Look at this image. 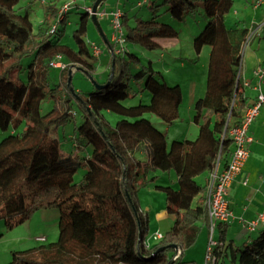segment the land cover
I'll list each match as a JSON object with an SVG mask.
<instances>
[{"label":"trees","instance_id":"trees-1","mask_svg":"<svg viewBox=\"0 0 264 264\" xmlns=\"http://www.w3.org/2000/svg\"><path fill=\"white\" fill-rule=\"evenodd\" d=\"M36 1L20 5L21 0H0V130L8 132L0 141V219L12 228L39 209L57 208L59 235L52 243L13 251L6 264H176L207 225V183L216 165L229 161L230 130L240 124L247 105L241 92V67L249 29L228 28L224 22L234 0L201 1L208 22L193 46L197 52L204 45L211 50L206 89L194 103L197 138L170 144L144 115L154 114L171 126L179 117L181 86L160 81L161 74L151 63L129 72L124 66L139 61L128 45L162 48V41L176 38L177 31L155 17L143 19L122 11L124 50L113 53L109 61L110 68L114 63L111 80V69L96 79L102 49L94 54L87 38L88 8L96 0L80 14L73 31L76 48L61 41L59 24L69 13H59L62 0L59 5L44 4L43 18L34 30L30 7ZM155 1L145 4L152 2L154 10ZM159 1L168 5L176 19L199 6L197 0ZM80 6L77 2L72 9ZM28 55L34 57L24 67L22 60ZM58 56L66 65L63 69L51 65ZM50 67L59 69L55 87L46 80ZM77 67L93 80L86 94L68 86L69 71L73 75ZM24 70L27 79L21 77ZM130 78L145 81L144 89L151 94L149 104H122L128 97ZM95 83L104 87L97 88ZM46 98L75 99L82 108L84 120L72 138L77 152L64 153L52 136V129L65 125L75 112L68 106H54L45 113ZM104 113L122 118L111 124ZM80 170L83 173L76 179ZM169 171L175 173L176 186L157 182L158 172ZM149 183L165 193L166 212L174 216L163 238L152 245L146 241L148 220L137 196L139 184ZM228 228L229 223L217 224L214 261L207 264H264V229L238 244L227 239Z\"/></svg>","mask_w":264,"mask_h":264},{"label":"rangeland","instance_id":"rangeland-1","mask_svg":"<svg viewBox=\"0 0 264 264\" xmlns=\"http://www.w3.org/2000/svg\"><path fill=\"white\" fill-rule=\"evenodd\" d=\"M143 0H105L99 7V13L105 11V15H111L117 9L126 10L128 16H137L143 19L155 17L160 22L171 25L178 33V36L173 39H165L162 41L163 47L153 50H147L140 46L128 45L130 52H133L139 57V61L129 62L124 66V71H134L139 67L151 63L152 68L161 74L160 81L165 82L167 85L179 84L182 90V101L179 107V117L171 125L167 126L158 116L147 113L144 116L148 118L152 124L162 131L170 144L173 140H194L197 138V130L195 131V123L193 122V115L195 113L194 103L197 98L202 96L206 89V78L208 71V60L211 47L204 45L199 52L193 46V40L204 29L208 22L207 16L204 14L201 5L202 0H197L199 6L194 13L185 14L182 19L174 18L169 10L168 5L162 4L161 1H155L154 10L151 4L142 3ZM151 1V0H148ZM153 1V0H152ZM256 0H234L230 11L225 15L224 22L228 28L246 27L249 29L244 51L247 50L249 42L255 32L264 26V1L254 7ZM57 4L61 0H37L31 4L30 19L33 22V29L37 30L39 21L44 15V4ZM93 0H85L79 8H74L66 15L65 20L59 24V28L63 30L61 34V41L73 48H76L73 31L77 26L80 14L84 12V7L91 5ZM28 0H21L20 5H27ZM90 22L92 20L90 19ZM88 35V34H87ZM98 46L102 49L101 55L98 56L96 73L93 78L98 79L99 74H106L109 67L110 54L104 44L103 39H97ZM244 53V52H243ZM33 55H28L23 58L22 65H27L32 61ZM128 59V55L125 54ZM21 77L27 79L26 71L21 73ZM47 83L51 87H55L59 83V69L50 67L46 75ZM128 82V97L122 101L125 106L136 105L138 103L149 104L151 101V94L148 90L144 89V80L135 81L130 78ZM72 87L81 90L86 94L93 87L92 79L82 70L74 71L71 79ZM54 106L60 109H65L68 106L75 112L73 118L65 125L52 129V136L60 141L61 149L64 153L77 152V147L73 144V136L75 134L76 126L80 125L83 120V110L75 99L71 100H54L46 98L42 103L43 112L51 110ZM107 120L114 124L122 117L114 113H104ZM8 132L0 130V141L5 137ZM139 158L143 156L137 153ZM82 170L78 171L76 179H78ZM159 178L157 180L160 184L176 186V176L173 171L158 172ZM202 178L198 177V181L202 182ZM152 184H139L137 196L140 209L147 215L149 214L150 220L153 222V212L151 208L161 207L166 210V199L163 191L155 190ZM153 191L155 194H150ZM59 215L60 211L57 208H43L35 211L24 222L8 228L3 219H0V264H6L11 261L12 252L19 250H26L39 246L41 244H49L58 239L59 235ZM171 218L172 215L168 214ZM150 221V222H151ZM173 220L163 221L159 225L160 232L164 235L166 230L170 227ZM155 225V224H154ZM152 226L146 236V240L150 245L158 241L152 240L153 233ZM236 229H230L227 234V239H231ZM254 235V234H253ZM210 230L206 225H203L195 243L184 251L183 257L191 258V256H199L206 263V249L209 244ZM214 239L217 238V231H214ZM38 237H43L39 240ZM238 241H235L237 243ZM185 262V261H184ZM176 264H180L177 262ZM191 264V263H181Z\"/></svg>","mask_w":264,"mask_h":264},{"label":"crops","instance_id":"crops-1","mask_svg":"<svg viewBox=\"0 0 264 264\" xmlns=\"http://www.w3.org/2000/svg\"><path fill=\"white\" fill-rule=\"evenodd\" d=\"M84 1L85 0H78L80 5H82ZM121 11L126 13V10L122 9ZM111 19V15L97 17L100 30L93 22H91L88 26L87 35V38L91 43H95L96 45H98V42L96 41L97 39L104 38L100 32L103 33L106 38V42L104 41V39L103 41L110 54V60L113 58V48L110 47L108 40L110 41V43L114 44L111 31ZM258 66L264 67V26L257 32H255L249 42L247 50L243 53L241 67V92L247 105L253 103L258 94V90L255 88L256 78L253 74V71ZM260 88L262 91H264V76L260 81ZM196 130L197 126L195 124V131ZM249 134L252 136V141L248 146L249 156L242 168V171L230 184L227 193L229 208L232 210L234 215L233 220L229 223L227 234L230 229H236V231L234 232V236L232 235L231 239L234 243L235 241H238V244L244 241V238L247 235L255 234L264 229V104L261 106L258 116L252 123ZM227 162L228 160L221 162L218 170L221 171L226 166ZM149 193L155 194L153 193V191H150ZM151 209L152 210L148 211L153 212V222L150 220L149 214L146 215L144 213V217L148 220V228L152 226L153 232L162 231L159 229L158 225L161 222L169 221L170 223L172 220L174 221V216L173 218H171L166 210H163L161 207H152ZM259 215H263V219L258 222L254 230L249 231L244 227V222L254 220ZM171 225L172 224H170V226ZM206 227H208V225H206ZM146 241L148 243V240ZM183 255L184 253L178 260L180 264H203V260L200 257L201 255L191 256V258L183 257ZM181 260L183 262H181Z\"/></svg>","mask_w":264,"mask_h":264},{"label":"built area","instance_id":"built-area-1","mask_svg":"<svg viewBox=\"0 0 264 264\" xmlns=\"http://www.w3.org/2000/svg\"><path fill=\"white\" fill-rule=\"evenodd\" d=\"M147 0H143L142 3H146ZM264 0H256L254 7L260 5ZM78 0H62V5L59 13L64 14L70 11ZM90 14L92 13V7L88 8ZM97 17H103L105 11L99 13L97 11ZM122 11L117 9L111 11V31L114 42V54L122 53L124 50L123 32L120 23ZM93 45V53L98 55L101 51L100 47L95 43ZM53 67L65 68L66 65L60 60V56L56 57L51 62ZM254 76L256 78L255 88L258 90V94L253 103L247 105L243 112V117L240 124L230 130V134L233 139V150L230 159L226 166L219 171L216 165L214 171L209 177L207 187L205 190L204 204L207 213V225L210 230L209 244L206 249V263L213 262L214 257L212 254L214 246L217 245V241L214 239V231L216 230L218 223H230L233 218V212L229 208L227 200L228 188L235 177L242 171V168L249 156V143L252 141V136L249 134L250 127L256 117L259 114L261 106L264 104V91L260 88V81L264 76V67L258 66L254 70ZM263 219V215H259L256 219L244 222V227L249 231H252L257 226L258 222ZM152 240L159 241L163 238V234L160 232L153 233ZM42 240L43 237H38Z\"/></svg>","mask_w":264,"mask_h":264},{"label":"water","instance_id":"water-1","mask_svg":"<svg viewBox=\"0 0 264 264\" xmlns=\"http://www.w3.org/2000/svg\"><path fill=\"white\" fill-rule=\"evenodd\" d=\"M105 0H96L94 3H93V5H92V13H91V20H92V22L97 26V28L100 30V26H99V22H98V20H97V11H98V8L100 7V5L104 2ZM101 33V35L104 37L103 39H104V41L106 42V38H105V36L103 35V33L102 32H100ZM111 50V49H110ZM113 56H114V54H113ZM112 56V57H113ZM113 68H114V63H112V68H111V73H110V76H109V81L111 80V78H112V76H113ZM77 70H81L79 67H77L76 68ZM71 77H72V71L70 70L69 71V76H68V86H69V88L71 89V90H73V88L71 87V83H70V81H71ZM93 81V80H92ZM108 81V82H109ZM95 86L97 87V88H102V87H104V85H98V84H96L95 83ZM126 194H127V197H128V199H129V201L131 202V198H130V196L128 195V193L126 192ZM168 247H172V248H174L176 251L178 250V247L176 246V245H169ZM164 248H166V247H162V248H160V249H164ZM174 260V259H173ZM172 260V261H173Z\"/></svg>","mask_w":264,"mask_h":264}]
</instances>
